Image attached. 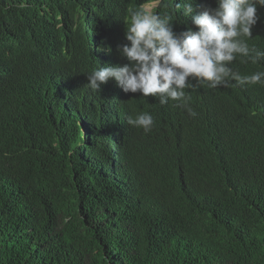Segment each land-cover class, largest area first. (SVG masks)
Listing matches in <instances>:
<instances>
[{"label":"trees","instance_id":"16d2710c","mask_svg":"<svg viewBox=\"0 0 264 264\" xmlns=\"http://www.w3.org/2000/svg\"><path fill=\"white\" fill-rule=\"evenodd\" d=\"M144 2L0 0V264H264V86H195L196 116L88 86ZM145 112L149 133L127 122Z\"/></svg>","mask_w":264,"mask_h":264},{"label":"clouds","instance_id":"9594fccd","mask_svg":"<svg viewBox=\"0 0 264 264\" xmlns=\"http://www.w3.org/2000/svg\"><path fill=\"white\" fill-rule=\"evenodd\" d=\"M168 1L183 8L187 31L177 34L172 18L155 11L161 0H145L129 9L127 19L112 23L105 31L110 61L88 75L93 91L112 87L122 95H151L160 105L179 107L196 116L200 109L195 86L203 94L264 86V71L250 75L238 71V57L252 64L264 59V48L247 42L256 22H264V0ZM107 82L111 83L103 86ZM127 122L145 133L154 126L153 116L147 112L129 117Z\"/></svg>","mask_w":264,"mask_h":264}]
</instances>
